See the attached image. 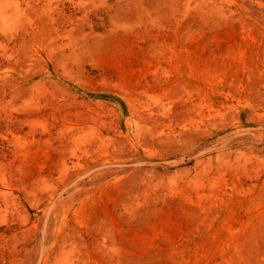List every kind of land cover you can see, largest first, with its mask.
I'll use <instances>...</instances> for the list:
<instances>
[{
	"label": "rangeland",
	"instance_id": "obj_1",
	"mask_svg": "<svg viewBox=\"0 0 264 264\" xmlns=\"http://www.w3.org/2000/svg\"><path fill=\"white\" fill-rule=\"evenodd\" d=\"M0 264H264V0H0Z\"/></svg>",
	"mask_w": 264,
	"mask_h": 264
}]
</instances>
